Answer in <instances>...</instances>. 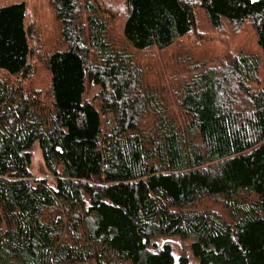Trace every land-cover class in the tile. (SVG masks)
I'll list each match as a JSON object with an SVG mask.
<instances>
[{
  "label": "trees",
  "instance_id": "trees-1",
  "mask_svg": "<svg viewBox=\"0 0 264 264\" xmlns=\"http://www.w3.org/2000/svg\"><path fill=\"white\" fill-rule=\"evenodd\" d=\"M46 2L0 0V264H264V0Z\"/></svg>",
  "mask_w": 264,
  "mask_h": 264
},
{
  "label": "rangeland",
  "instance_id": "rangeland-1",
  "mask_svg": "<svg viewBox=\"0 0 264 264\" xmlns=\"http://www.w3.org/2000/svg\"><path fill=\"white\" fill-rule=\"evenodd\" d=\"M34 1L35 3L39 4V6L42 8L47 7L46 0H34ZM105 2L109 4L110 6H115V7L116 6L119 7L121 5V0H105ZM54 27H55V23H54ZM54 27L52 26L51 29H53ZM215 35L216 34L207 25L206 20L204 18L198 17V29H197V34L195 36L198 38V41L204 40L203 41L204 43L201 44V50L202 49L205 50V48L207 49L209 47V49L218 48V51L211 52L213 54L220 52L219 49L221 48V44L217 43ZM230 43H233V45H231L232 50L239 49V47H242L245 50H252L254 48L253 34L250 29L248 28L244 29L243 32H240L239 34H237V37L233 36V38H230ZM97 91L98 89L96 87H93V86L88 87L87 94H86L87 99H90L93 95L97 93ZM31 156H32V161H31L30 171H31L32 176H34L35 178H43V179L51 180V176L46 171L45 166L43 164L41 152L38 146L33 147V149L31 150ZM203 206L212 207L213 209L217 211H219L220 209L218 206H216L215 204H212L208 200L204 202ZM173 251L174 253L177 254L178 252L177 246L176 248H174Z\"/></svg>",
  "mask_w": 264,
  "mask_h": 264
}]
</instances>
